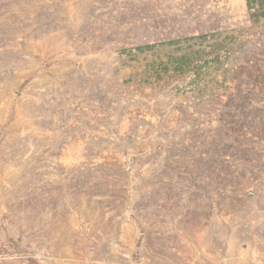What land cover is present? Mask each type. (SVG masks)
Returning <instances> with one entry per match:
<instances>
[{
    "label": "rangeland",
    "instance_id": "1",
    "mask_svg": "<svg viewBox=\"0 0 264 264\" xmlns=\"http://www.w3.org/2000/svg\"><path fill=\"white\" fill-rule=\"evenodd\" d=\"M0 264H264V0H0Z\"/></svg>",
    "mask_w": 264,
    "mask_h": 264
}]
</instances>
